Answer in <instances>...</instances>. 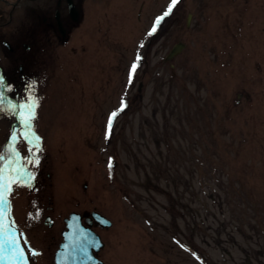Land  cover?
<instances>
[{
    "label": "rangeland",
    "instance_id": "rangeland-1",
    "mask_svg": "<svg viewBox=\"0 0 264 264\" xmlns=\"http://www.w3.org/2000/svg\"><path fill=\"white\" fill-rule=\"evenodd\" d=\"M171 4L85 0L67 41L27 51L20 84L1 57L39 142L18 127L9 144L16 118L0 103V171L28 245L53 234L23 208L38 181L59 212L80 202L112 220L98 229L107 264H264V0H178L156 25ZM25 17L0 36L28 39Z\"/></svg>",
    "mask_w": 264,
    "mask_h": 264
},
{
    "label": "flooded vegetation",
    "instance_id": "flooded-vegetation-1",
    "mask_svg": "<svg viewBox=\"0 0 264 264\" xmlns=\"http://www.w3.org/2000/svg\"><path fill=\"white\" fill-rule=\"evenodd\" d=\"M72 1L81 19L84 15L83 6L85 0ZM21 11L26 13V16L30 18L29 21L33 25L30 30H28L30 32L25 33L28 39H24L22 37V32L19 31L18 33L12 32V34H2V36H0V60L1 57H4L6 60L8 59L11 64L10 68L12 77H14L13 66L18 65L19 75L17 78L19 77L20 81H17V84H20V82L23 83L24 80L27 79L24 65L25 62H27L28 55H30L27 54V51H30L31 47L37 48V46L43 44L42 42H52L53 37L57 40L67 41L72 26L79 23H75L71 18L72 16L68 0H0V33L11 29L10 27L14 23L16 16ZM57 13L65 31L66 38L61 36ZM27 17H25L26 20H28ZM26 29H29V27H26ZM23 40H29V42L24 43ZM31 57L34 59L32 55ZM5 67V62L1 61L0 101L12 106L10 107V112L16 118L13 122L12 128H14L13 132L16 133L18 127H24L26 129V126L28 125L25 121L26 116L24 115L23 107L19 105V101L14 100L11 97L12 95L7 92L6 85L9 82V77L5 75V69H7ZM21 129L18 131H21ZM28 135H30V133H28ZM21 191L23 208L24 210H27V222H33L37 225L43 224L49 231L53 229V234L50 236L49 232L44 236L43 249L28 245V242L25 240L21 231V226L17 225L12 217L13 184L11 177H9L8 192L5 195L7 203L3 205V208L5 209L3 225L6 221L15 224H13L15 226L13 228V233L18 235H13L12 238L18 239L19 245L16 246L9 243L10 236L5 234L4 230L0 231V246H2V250H0V264H55V253L63 240L61 233L66 229V218L70 213L77 212L83 215L82 222L84 224L88 218L91 219L90 216L85 214L88 208L85 206L83 207L79 202L75 209H72L65 214L64 212L66 210L63 213L59 212L56 205L59 204V200H61L60 197L55 196L50 189L40 187L38 181L35 182L34 186L29 184L27 188H22ZM93 210L98 211L97 208L91 209V211ZM92 222V227L97 231L100 228L99 225L94 220H92ZM60 227L61 229L59 231L58 228ZM58 233L59 239H57ZM105 247L102 248L100 252L96 253V256L104 262L105 260L102 258L101 254ZM19 252H23V258L19 257ZM105 264L107 263L105 262Z\"/></svg>",
    "mask_w": 264,
    "mask_h": 264
},
{
    "label": "water",
    "instance_id": "water-1",
    "mask_svg": "<svg viewBox=\"0 0 264 264\" xmlns=\"http://www.w3.org/2000/svg\"><path fill=\"white\" fill-rule=\"evenodd\" d=\"M72 19L79 21V14L72 0H68ZM58 24L62 36L65 37V31L61 25L59 15L57 13ZM191 15L188 16L187 24L189 25ZM186 48V43L180 41L176 43L169 53L164 58V61L169 62L177 57ZM140 90V89H139ZM91 214L97 223L108 228L112 222L99 212H87ZM82 215L72 213L66 220V230L62 232L63 242L56 253V264H101V260L96 258L95 252H98L103 247V242L99 234L92 228V220L86 221L85 226L82 221Z\"/></svg>",
    "mask_w": 264,
    "mask_h": 264
},
{
    "label": "snow or ice",
    "instance_id": "snow-or-ice-1",
    "mask_svg": "<svg viewBox=\"0 0 264 264\" xmlns=\"http://www.w3.org/2000/svg\"><path fill=\"white\" fill-rule=\"evenodd\" d=\"M178 3V0H172V4L168 7L167 11H165L163 13V15L161 17H158L157 20L155 21L156 25H159L161 20L164 19V17L168 16L172 11H173V7ZM156 31V27L154 26L151 30V32L149 33V35L153 34ZM139 60V57L137 58V61ZM136 68H137V63L134 62L131 66L130 69V78L131 75L134 74L136 72ZM123 110V108L121 109V111ZM117 116L116 112H113L109 118V122H108V129L111 130L112 127V121L113 119ZM7 185L4 183V174L3 171H0V231L4 230L3 227V219H4V211L5 209L3 208V205H5L7 203L6 197H5V192L7 191ZM9 243L15 245L16 241L15 239H12L9 241ZM0 250H2V246H0ZM19 257L23 258V252H19Z\"/></svg>",
    "mask_w": 264,
    "mask_h": 264
},
{
    "label": "bare ground",
    "instance_id": "bare-ground-1",
    "mask_svg": "<svg viewBox=\"0 0 264 264\" xmlns=\"http://www.w3.org/2000/svg\"><path fill=\"white\" fill-rule=\"evenodd\" d=\"M29 3V2H28Z\"/></svg>",
    "mask_w": 264,
    "mask_h": 264
}]
</instances>
